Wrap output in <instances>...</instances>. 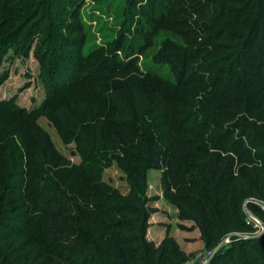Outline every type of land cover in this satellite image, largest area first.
<instances>
[{
  "label": "rangeland",
  "instance_id": "374dc122",
  "mask_svg": "<svg viewBox=\"0 0 264 264\" xmlns=\"http://www.w3.org/2000/svg\"><path fill=\"white\" fill-rule=\"evenodd\" d=\"M73 1L0 0V264L66 263L60 246L48 239L39 209L56 179L34 159L38 143L32 128L48 132L69 162L61 168L59 182L70 176L69 185H75L77 209L68 219L71 230L84 240H97L101 247L105 246L101 235L111 232L117 218L111 198L126 195L131 188L128 170L116 155L117 138L146 140L156 128L165 130L182 158L184 183L207 185L212 143L204 110L194 103L196 93L176 88L170 67L154 60L155 48L128 57L119 51L135 33L136 9L131 3L146 0H113L110 9L120 3L124 10L119 8L123 14L119 17L102 15L106 36L91 20L101 13L96 1L78 0L75 8L84 30L92 26L95 36L89 45L80 44V63L68 52ZM198 1L176 0L171 9L166 35L184 46L205 42L219 25L193 15ZM240 7L250 24L257 14L256 2L241 0ZM229 56L214 48L203 54L210 81L225 76ZM115 57L122 60L120 65L112 64ZM60 78L65 81L59 86ZM124 86L132 95L131 106L118 96ZM248 154L251 162L240 167L232 206L258 228L238 236L260 239L264 222L250 206L264 210V202L252 197L264 173V156L254 148ZM93 164L102 167L101 177L89 169ZM73 166L78 167L75 175L70 171ZM164 167L148 169V250H156L159 262L167 250L182 254V264H210L214 252L206 248L200 228L178 201L184 186L173 191L175 196L162 188ZM230 243L228 237L223 247ZM141 258L144 264L150 262L148 255Z\"/></svg>",
  "mask_w": 264,
  "mask_h": 264
},
{
  "label": "trees",
  "instance_id": "16d2710c",
  "mask_svg": "<svg viewBox=\"0 0 264 264\" xmlns=\"http://www.w3.org/2000/svg\"><path fill=\"white\" fill-rule=\"evenodd\" d=\"M77 1L71 4L67 40L70 56L80 63V44L89 45L95 36L92 26L84 30L75 8ZM95 1L101 13L91 20L99 24L101 34L106 36L108 27L104 28L102 15L122 16L119 13L122 4L117 3L110 9L113 0ZM240 1L201 0L193 6L192 13L200 20L210 25L219 24L205 42L196 46H184L166 35L176 0L133 2L135 33L132 40L119 46L126 57L155 48L154 60L170 67L176 88L196 93L194 103L204 110L212 143L206 169L208 186L201 183V188H197L184 183L182 158L176 154L165 130L156 128L146 140L135 141L129 136L124 140L117 138L116 155L128 170L131 188L128 194L111 198L117 218L111 232L101 235L100 240H105V246L101 247L97 240H84L71 230L68 219L76 215L77 209L75 185H69L70 176L59 182L60 170L69 162L57 151L48 132L30 130L38 143L35 161L56 179L41 199L39 209L48 239L57 242L66 261L59 264H144L141 254L148 255L147 264H182V254L163 250L166 261L159 262L156 250H148L149 209L145 197L148 169L162 166L166 168L161 176L165 194L175 196L173 191L184 186L183 198L178 201L200 228L206 248L214 252L231 237L229 246L220 249L210 264H264V236L260 239L239 237L238 233H255L258 228L232 206L240 167L251 162L249 150L254 148L259 151V157L264 156V0H251L257 4V14L250 24ZM213 48L228 51L230 55L228 71L215 82L207 78L202 65L203 54ZM121 62L115 57L112 64ZM63 81V78L58 79V85ZM118 96L128 106L132 105V95L126 86L118 90ZM77 169V166L71 167V175H75ZM89 169L102 176L101 166L93 164ZM252 197L264 202V173ZM250 209L264 222V210L259 205L252 204Z\"/></svg>",
  "mask_w": 264,
  "mask_h": 264
},
{
  "label": "water",
  "instance_id": "95a60500",
  "mask_svg": "<svg viewBox=\"0 0 264 264\" xmlns=\"http://www.w3.org/2000/svg\"><path fill=\"white\" fill-rule=\"evenodd\" d=\"M225 243H226V240H224L223 241V243L222 244H220L216 249H215V251H214V254H216L224 245H225Z\"/></svg>",
  "mask_w": 264,
  "mask_h": 264
}]
</instances>
